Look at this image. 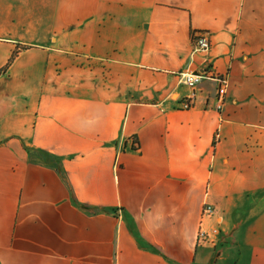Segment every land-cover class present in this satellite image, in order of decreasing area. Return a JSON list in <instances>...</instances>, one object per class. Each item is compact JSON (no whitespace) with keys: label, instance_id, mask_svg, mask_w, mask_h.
<instances>
[{"label":"crops","instance_id":"1","mask_svg":"<svg viewBox=\"0 0 264 264\" xmlns=\"http://www.w3.org/2000/svg\"><path fill=\"white\" fill-rule=\"evenodd\" d=\"M0 72V264H264V0H0Z\"/></svg>","mask_w":264,"mask_h":264},{"label":"built area","instance_id":"2","mask_svg":"<svg viewBox=\"0 0 264 264\" xmlns=\"http://www.w3.org/2000/svg\"><path fill=\"white\" fill-rule=\"evenodd\" d=\"M210 48V40L206 34H203L199 36L195 40V52H206ZM181 82L186 85L191 93L188 96V99L183 104L184 110H190L194 107V101L196 98V88L203 81L204 79H211L218 83V89H217V101H216V109L222 110L225 99H226V90L228 81L225 77L217 75L213 71H204L201 73H193V72H183L180 73ZM215 213V208L212 205H205L203 214L207 217H211ZM219 234V230L216 228L211 229L210 232L206 230H201L199 232V243L201 244H207L215 243V237Z\"/></svg>","mask_w":264,"mask_h":264},{"label":"rangeland","instance_id":"3","mask_svg":"<svg viewBox=\"0 0 264 264\" xmlns=\"http://www.w3.org/2000/svg\"><path fill=\"white\" fill-rule=\"evenodd\" d=\"M24 15H25V12H24ZM26 18H27V16H26ZM28 29L30 28V27H27ZM28 32V31H27ZM26 33V32H25ZM26 37H27V35H26Z\"/></svg>","mask_w":264,"mask_h":264},{"label":"trees","instance_id":"4","mask_svg":"<svg viewBox=\"0 0 264 264\" xmlns=\"http://www.w3.org/2000/svg\"><path fill=\"white\" fill-rule=\"evenodd\" d=\"M14 57H15V56H13L12 60L14 59ZM1 73H2V72H0V74H1Z\"/></svg>","mask_w":264,"mask_h":264}]
</instances>
